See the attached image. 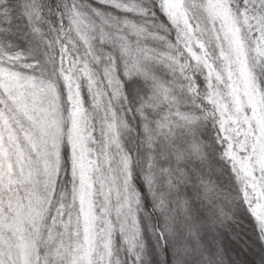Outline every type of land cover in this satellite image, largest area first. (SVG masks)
<instances>
[{"label":"snow or ice","instance_id":"6c2138e0","mask_svg":"<svg viewBox=\"0 0 264 264\" xmlns=\"http://www.w3.org/2000/svg\"><path fill=\"white\" fill-rule=\"evenodd\" d=\"M0 264H264V0H0Z\"/></svg>","mask_w":264,"mask_h":264}]
</instances>
